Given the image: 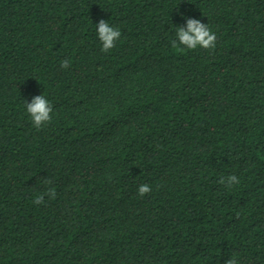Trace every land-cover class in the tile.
Wrapping results in <instances>:
<instances>
[{
  "label": "trees",
  "instance_id": "1",
  "mask_svg": "<svg viewBox=\"0 0 264 264\" xmlns=\"http://www.w3.org/2000/svg\"><path fill=\"white\" fill-rule=\"evenodd\" d=\"M185 18L214 50L171 46ZM101 19L121 32L107 53ZM233 254L264 264V0H0V264Z\"/></svg>",
  "mask_w": 264,
  "mask_h": 264
},
{
  "label": "clouds",
  "instance_id": "2",
  "mask_svg": "<svg viewBox=\"0 0 264 264\" xmlns=\"http://www.w3.org/2000/svg\"><path fill=\"white\" fill-rule=\"evenodd\" d=\"M186 24L183 27H176V39L171 42V46L174 49L179 50H195L198 47L205 50H214L216 47V34L209 28L208 24L202 23L198 19L185 18ZM97 38L100 41L102 52H109L116 45V41L119 40L121 32L118 28L110 26L107 21L101 19L96 25ZM182 46V47H181ZM70 66L69 60L65 59L61 61V67L67 68ZM25 108L28 115L31 117L33 127L40 129L42 126H46L52 120L53 108L51 103L44 97V95L34 96L30 102H25ZM45 184H51L52 181L45 178L43 180ZM219 183L225 185L227 188H232L234 185H238L240 180L236 175H229L222 177ZM152 191L151 186L148 184H141L137 189V194L140 197ZM47 196L49 199H55L56 191L54 188H48L47 192L41 193L36 196L33 203L40 205L44 203V198ZM225 264H239L236 255L225 261Z\"/></svg>",
  "mask_w": 264,
  "mask_h": 264
}]
</instances>
